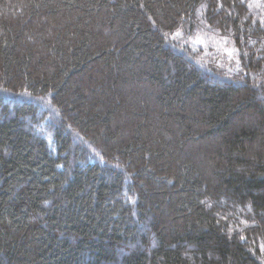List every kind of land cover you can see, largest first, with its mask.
Instances as JSON below:
<instances>
[{"label":"trees","instance_id":"trees-1","mask_svg":"<svg viewBox=\"0 0 264 264\" xmlns=\"http://www.w3.org/2000/svg\"><path fill=\"white\" fill-rule=\"evenodd\" d=\"M0 264H264V0H0Z\"/></svg>","mask_w":264,"mask_h":264},{"label":"snow or ice","instance_id":"snow-or-ice-1","mask_svg":"<svg viewBox=\"0 0 264 264\" xmlns=\"http://www.w3.org/2000/svg\"><path fill=\"white\" fill-rule=\"evenodd\" d=\"M165 36H167V34H164ZM179 35H181V31L178 29L174 34H173V36L175 37V36H179ZM227 38H225V40H226ZM234 51H236L237 53H238V50H234Z\"/></svg>","mask_w":264,"mask_h":264}]
</instances>
